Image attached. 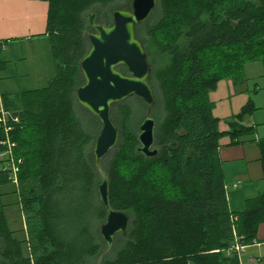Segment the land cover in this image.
Masks as SVG:
<instances>
[{"label":"trees","instance_id":"16d2710c","mask_svg":"<svg viewBox=\"0 0 264 264\" xmlns=\"http://www.w3.org/2000/svg\"><path fill=\"white\" fill-rule=\"evenodd\" d=\"M44 1L56 73L38 89L1 93L0 115L11 129L0 122V154L9 151V140L14 145L12 156L0 157V264H96L106 248L100 226L107 217L93 153L99 129L91 132L100 124L75 92L84 82L79 61L88 52L87 15L97 12L111 24L121 0ZM158 13L136 26V36L152 64V110L161 104L160 152H138L135 110L127 100L113 104L120 137L103 167L111 204L129 214L130 226L115 236L102 264H231V246L252 242L264 220V191L244 211L230 209L220 139L255 140L246 119L256 106L250 100L223 131L210 92L222 79L245 88V65H264V0H159ZM259 145L264 164V139ZM9 193L17 195L23 229L9 225L3 200Z\"/></svg>","mask_w":264,"mask_h":264},{"label":"water","instance_id":"95a60500","mask_svg":"<svg viewBox=\"0 0 264 264\" xmlns=\"http://www.w3.org/2000/svg\"><path fill=\"white\" fill-rule=\"evenodd\" d=\"M158 4L159 0H132L131 8L112 11V23L108 25L97 21V12L87 15L94 30L87 34L90 48L79 61L85 81L76 88L75 96L78 104L101 123L93 153L101 178L98 191L107 210L106 220L100 226L106 248L96 264L103 263L113 249L115 236L127 233L130 226L129 214L111 204L109 177L103 167V160L118 145L120 137L112 117L113 104L135 96L147 105L146 117L139 125L137 150L147 157H155L160 152L155 146L156 120L152 116L156 102L155 90L149 82L152 64L145 45L136 36V26L147 21ZM122 66L126 71L121 70Z\"/></svg>","mask_w":264,"mask_h":264},{"label":"crops","instance_id":"0c3cea01","mask_svg":"<svg viewBox=\"0 0 264 264\" xmlns=\"http://www.w3.org/2000/svg\"><path fill=\"white\" fill-rule=\"evenodd\" d=\"M48 2L44 0H0V92L14 95L23 91L40 88L39 82H16V74H25V70L12 71V65L21 61V57H41V51L48 49L53 54V40L48 33ZM48 44V46H46ZM47 54V53H46ZM42 57H49V54ZM17 66V65H16ZM28 70L27 72H29ZM250 90L239 88L230 79H222L216 89L210 92L213 102V114L220 119V128L228 130L226 119L241 112L242 108L252 100L256 110L247 117L246 124L254 127L255 140L245 138L240 144H231V138L224 135L220 139V159L223 164L227 182L229 207L233 211H244L248 207V199L256 197L264 191V164L259 140L264 139V106L257 103L256 96L260 88H256L255 99ZM11 189V188H7ZM11 193L4 196L5 212L11 229L25 228L24 215L17 204V195ZM15 197V198H14ZM8 204V205H7ZM17 206L19 218L9 213V208ZM15 221V223H14ZM21 232L18 236L22 237ZM238 241V239L236 240ZM243 250L229 252L231 264H264V220L258 224L255 239L243 244Z\"/></svg>","mask_w":264,"mask_h":264},{"label":"rangeland","instance_id":"374dc122","mask_svg":"<svg viewBox=\"0 0 264 264\" xmlns=\"http://www.w3.org/2000/svg\"><path fill=\"white\" fill-rule=\"evenodd\" d=\"M131 1L132 0H121V2L119 3L120 7H116V8L129 9V8H131ZM158 6H159V4H158ZM158 6L156 7V9L153 11V13L151 14V16L149 18H154V19L158 18V16H159ZM116 8H114V9H116ZM97 21L105 24L102 19H99V16L97 17ZM144 23H141L139 25L141 26ZM106 25H108V24H106ZM139 29H141V27ZM91 31H93V28L90 26V29L85 30L84 35L87 36V34ZM46 46H48V44H46ZM89 48H90V44L88 45V50H89ZM44 53L45 54L47 53L46 55L49 54V57H42V55H44ZM40 55H41V57H21V61L16 62L17 66L14 64L12 65L11 69L13 72H16L17 70H25L26 71L25 74H20L21 77H19V75L16 74V77H15L16 82L18 81L21 84H24L26 81H35V82H39L38 84H40V87L46 86L48 84L49 80L56 73L55 64H54V57H51L52 56L51 51L48 49H46V50L43 49L41 51ZM28 70H30V71L27 72ZM244 74L247 78L246 87L250 90L249 92L252 94L254 99H255V96L257 94L255 91L256 88H260L261 92H260V95L256 96V100H257L258 104H260L261 106L262 105L264 106V65L260 61L248 62L244 67ZM83 83L84 82H82V84ZM127 101H128V104L135 110L134 111V115H135L134 119L138 125V132H139V125L143 122V120L145 119L146 114H147V105L141 99H139L138 97H135V96L130 97L129 99H127ZM159 109H161L160 103H158L157 107L155 108V111L152 110V116L155 118L156 122L161 115V112ZM80 114L84 118V120L87 124L91 123V121L93 120V118L87 112H85L82 109H80ZM99 124H100V125H98L99 127H97V124H95L94 126L92 125V130H91L92 133H94L97 128L100 131L101 123L99 122ZM155 146L157 147V145H155ZM93 148H94V146H93ZM8 188H11V185H8ZM11 197L13 198V194L11 195ZM9 213L16 215V218H19L17 216L18 214L20 216V210L17 206H12L11 208H9ZM14 223H15V221H14Z\"/></svg>","mask_w":264,"mask_h":264},{"label":"built area","instance_id":"2783aa9c","mask_svg":"<svg viewBox=\"0 0 264 264\" xmlns=\"http://www.w3.org/2000/svg\"><path fill=\"white\" fill-rule=\"evenodd\" d=\"M0 109H1V111L3 110L2 106H1V92H0ZM1 121H2L3 125L6 127V130L9 131L11 128L6 126V114H5V112H1L0 122ZM7 143L9 145V151L4 153V154H0V157L5 156L8 153L12 156V146L14 144L12 142H10V140ZM17 162L12 157L11 160H10V163L8 165L11 168V171H12L11 176L13 177V181H14L15 184L18 183V176L17 175H18V171H19V165H18ZM243 249H244V245L240 244L238 241H235V243L231 246L229 251L230 252H236V251L243 250Z\"/></svg>","mask_w":264,"mask_h":264},{"label":"bare ground","instance_id":"6f19581e","mask_svg":"<svg viewBox=\"0 0 264 264\" xmlns=\"http://www.w3.org/2000/svg\"><path fill=\"white\" fill-rule=\"evenodd\" d=\"M98 17V16H97ZM94 30V29H93Z\"/></svg>","mask_w":264,"mask_h":264},{"label":"flooded vegetation","instance_id":"af4514ba","mask_svg":"<svg viewBox=\"0 0 264 264\" xmlns=\"http://www.w3.org/2000/svg\"><path fill=\"white\" fill-rule=\"evenodd\" d=\"M101 23V22H100Z\"/></svg>","mask_w":264,"mask_h":264}]
</instances>
